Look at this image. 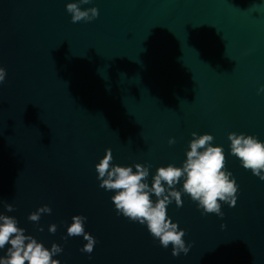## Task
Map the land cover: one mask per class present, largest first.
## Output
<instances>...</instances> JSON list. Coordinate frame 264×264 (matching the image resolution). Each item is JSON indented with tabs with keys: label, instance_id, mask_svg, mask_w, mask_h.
<instances>
[{
	"label": "water",
	"instance_id": "95a60500",
	"mask_svg": "<svg viewBox=\"0 0 264 264\" xmlns=\"http://www.w3.org/2000/svg\"><path fill=\"white\" fill-rule=\"evenodd\" d=\"M70 2L0 0V213L61 245V264H264V181L227 139L264 140V0H92L81 8L98 17L76 23ZM192 132L223 146L237 202H221V217L186 195L173 201L167 214L191 245L173 257L117 215L95 164L110 148L116 164L151 165L150 182L157 167L181 165ZM44 205L50 214L27 219ZM73 215L88 218L91 254L82 236L63 239Z\"/></svg>",
	"mask_w": 264,
	"mask_h": 264
},
{
	"label": "clouds",
	"instance_id": "9594fccd",
	"mask_svg": "<svg viewBox=\"0 0 264 264\" xmlns=\"http://www.w3.org/2000/svg\"><path fill=\"white\" fill-rule=\"evenodd\" d=\"M90 3L92 0H76L66 4V11L73 23L92 21L98 17L97 7L81 8V5ZM6 75V69L0 67V84L4 83ZM261 93H264V85L257 89V94ZM191 136L181 165L170 163L157 167L151 173L150 182L151 165L116 164L110 148L105 149V154L95 164L99 187L113 193L110 199L117 215L145 225L149 234L162 247L168 248L171 244L173 257L181 253L186 255L191 248L190 244L186 246L183 239L185 230L167 214V208L173 201L180 208L183 206L182 195H186L196 203L202 215L215 213L221 217L224 215L221 202L229 207L235 206L237 202L239 186L233 173L226 168L223 146L214 145V137L210 133L192 132ZM227 139L230 141L229 154L239 159L241 167L251 170L252 175L264 181V140L244 132H230ZM175 142L174 137H169V145ZM4 207L7 212L14 210L10 203H5ZM51 212L52 209L44 205L29 213L27 219L38 223L41 214ZM87 219L84 215H73L63 239L82 236L87 242L80 251L91 254L97 240L85 231ZM56 230V224L48 226L49 233L54 234ZM37 231L43 232L44 229L40 226ZM62 251V246L55 242L46 247L43 241L20 227L16 217L0 213V252L3 253L0 255V264H61L54 257Z\"/></svg>",
	"mask_w": 264,
	"mask_h": 264
}]
</instances>
